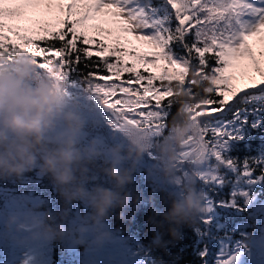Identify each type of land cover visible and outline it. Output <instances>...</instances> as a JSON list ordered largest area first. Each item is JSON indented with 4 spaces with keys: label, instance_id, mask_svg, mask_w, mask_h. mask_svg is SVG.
<instances>
[{
    "label": "snow or ice",
    "instance_id": "6c2138e0",
    "mask_svg": "<svg viewBox=\"0 0 264 264\" xmlns=\"http://www.w3.org/2000/svg\"><path fill=\"white\" fill-rule=\"evenodd\" d=\"M52 13L55 25L39 20ZM129 36L147 43L151 53L126 47ZM253 37L258 53L249 43ZM258 56L264 58V0H0V69L23 64L38 77L86 93L115 132L144 129L158 140L170 127L173 106L189 114L195 134L181 147L176 181L167 188L195 180L203 193L193 226L201 264H209L212 241L218 245L212 264H236L241 252L218 210L252 215L264 194V68ZM245 60L259 79L237 89L234 73L248 67ZM158 62H164L158 73L147 67ZM180 90L192 103L177 99ZM254 132L261 140L256 154L233 155L240 144L251 150ZM149 157L158 159L155 152ZM225 188L226 197L220 195ZM144 255L155 264L149 250Z\"/></svg>",
    "mask_w": 264,
    "mask_h": 264
},
{
    "label": "trees",
    "instance_id": "16d2710c",
    "mask_svg": "<svg viewBox=\"0 0 264 264\" xmlns=\"http://www.w3.org/2000/svg\"><path fill=\"white\" fill-rule=\"evenodd\" d=\"M154 2L159 3L160 0H154ZM56 18L57 14L52 13L47 16H40L39 20L55 25ZM103 26L113 28L115 31L114 25L104 24ZM88 31L90 35L97 34L92 29H88ZM128 38L132 43L126 44V47H135L139 53H151V47L136 42L131 36ZM111 42V37H109V43ZM258 49L259 46L257 51ZM126 59L128 58L126 57ZM260 59L261 67L264 68V58ZM159 63V68L152 69L149 67L150 65L147 67L158 73L163 70L164 62ZM106 74L102 73V75ZM124 78H127L126 75ZM0 79H10L29 89L54 87L57 93L54 115H63V118L65 116L66 119H69L67 124L79 125L76 135V147L80 149L84 156L83 163L86 166V171L83 174L77 171V175H83L81 182L86 190L91 192L98 185L113 187L111 178L106 175L103 169L114 161H118L117 166L131 169L133 177L132 182L124 186V190L131 191L134 197H139L137 203L130 201L123 209H110L108 216L99 225H93L90 220H87L92 208L81 199L72 200L66 205L59 188L53 184L50 175H45L34 169L26 172L19 179L14 176L0 178V264H3L4 258L8 255V249L16 248L19 242L17 237L21 234L15 227L16 224L13 223L11 226H7L10 215L19 217V212L15 213L16 208L14 207L15 204L19 203H25L27 213L35 212L39 217H43L46 211H50L55 215L67 207V218L62 222L66 227L72 229V232L63 238L38 237L33 239L29 238V233L33 229L27 226V229L24 230L26 242L29 243L25 252V262L27 264H99L89 254L90 248L98 245L100 239L98 240L97 237L100 235H97V233L100 232L120 235L128 245L135 264H148V259L144 255L145 250L150 251L155 264H160L161 261L163 264H201L197 251L202 245L195 242L196 237L193 232V226L196 222L190 225H181L179 237L173 238L168 231L169 221L165 220L160 214L168 211L172 198H182L183 191L182 189L168 190L167 186L175 182L169 183L162 175L159 146L170 138V133L179 132V125L185 120L187 112H177L178 106H173L171 109L173 118H169L170 127L168 131L163 138L155 140L144 129L134 128L135 131L133 129L122 132L113 131L104 120L103 107L97 102L87 99L86 93L82 94L74 90H68L62 83L46 76L38 77L23 64H14L8 68L0 69ZM234 87L240 88L237 84ZM195 90L199 91V89ZM177 99L181 102L192 103L183 90L179 91ZM65 118L62 122L66 121ZM52 119L53 123L56 122L54 116ZM59 120L61 119L59 118ZM65 132L51 128L47 133L50 145L54 144ZM100 139L104 142H97ZM134 142L147 145L145 151L139 156H136L134 152L129 153V146L133 145ZM249 142L252 145L251 150L245 149L244 145L240 144L233 155L239 156L241 160L244 156L255 155L257 147L261 143L260 134L254 132L253 138ZM150 152H155L158 159L152 161L149 157ZM154 178L160 180V186L157 185ZM228 191L229 189L225 188L220 195L226 197ZM257 191H260V189L257 188ZM121 211L124 213L123 219L117 216V213ZM218 211L221 215V222L227 229L231 230V241L234 249L240 250L241 253L244 252L241 254V258L245 259L242 264H258V262L248 259V254L245 253L244 248L248 250L252 247L254 249L253 240L259 236L264 238V194L258 197L255 210L250 209V212H253L252 215L237 213L232 209ZM236 221L247 224L248 233L246 235L239 227L233 226ZM53 222H61L59 215L55 216ZM82 225L83 230H80ZM156 236H162L166 244L162 247L154 245L153 240ZM263 246L264 241L261 244V247ZM209 247L212 252L208 259L209 264H212L218 245L215 241H212ZM262 261H264V255Z\"/></svg>",
    "mask_w": 264,
    "mask_h": 264
},
{
    "label": "clouds",
    "instance_id": "9594fccd",
    "mask_svg": "<svg viewBox=\"0 0 264 264\" xmlns=\"http://www.w3.org/2000/svg\"><path fill=\"white\" fill-rule=\"evenodd\" d=\"M56 101L57 93L52 86L29 89L10 79H0V178L14 176L19 179L34 169L50 175L66 205L75 199L84 200L92 208L87 220L93 225H99L108 216L110 209H123L130 201L138 202L139 197L124 190V186L133 180L131 169L118 167V161H114L103 169L111 178L113 187L98 185L91 192L86 190L81 182L83 175H77V171L81 174L86 171L84 156L76 147L79 125L70 123L66 132L54 144L49 143L47 133L53 127ZM179 127V132L170 133V138L159 146L161 172L169 183L175 182V162L181 147L188 136L195 134L189 114H186ZM146 147V144L134 142L129 146V153L134 152L139 156ZM182 191V198H172L168 211L160 213L169 221L168 231L173 238L179 237L181 225L196 222L202 208L203 193L198 190L195 180L186 182ZM67 214L68 209L65 207L55 215L46 211L43 217H25L22 221L16 215H10L7 226L15 223L17 230L31 227L33 231L29 233V238L33 239L63 238L72 232L62 222ZM56 215H59L61 222H53ZM117 216L123 219L124 213L121 211ZM80 230H83V225ZM104 235L107 233H100V236ZM153 244L162 247L166 241L162 236H156Z\"/></svg>",
    "mask_w": 264,
    "mask_h": 264
},
{
    "label": "rangeland",
    "instance_id": "374dc122",
    "mask_svg": "<svg viewBox=\"0 0 264 264\" xmlns=\"http://www.w3.org/2000/svg\"><path fill=\"white\" fill-rule=\"evenodd\" d=\"M134 38V37H133ZM145 46H149L147 43L141 42ZM249 43L253 46L254 50L257 51V48L259 46L258 39L256 37L250 38ZM150 47V46H149ZM258 53V51H257ZM259 57V56H258ZM243 65H247L244 70H237L234 73V79H233V86L237 84L241 89L245 87L248 83L252 81V79H259V75L255 73L253 67L251 66V62L249 60H245L242 62ZM160 63L158 62L156 67H152L151 65L149 66L150 68H159ZM54 120L57 122L53 123V129L56 130H61V131H66L68 129L69 123L67 124V121L69 119H66L65 116V122L62 120L63 115H54ZM59 118L61 119L59 122ZM176 181V179H175ZM25 203L22 204H15L14 207L16 208L15 213L19 212V217L20 221L24 220L25 217H31V216H37V213L31 212L27 213L25 211L26 207L24 205ZM234 227H239V229L246 235L248 233L247 230V224L245 222H240L236 221L233 224ZM16 227V226H15ZM25 229H27V226L24 228H20L18 231L20 232L21 235L17 237V240H19L16 248H9L8 249V255L5 257L6 259L3 261V264H27L25 262V252L26 249L29 245V243L26 242V233ZM100 233H107V232H100ZM100 233H97V235H100ZM17 236V234H16ZM100 239V240H99ZM99 243L96 247H91V251L89 256L92 258H95L99 264H135L134 258L132 254L129 252L128 245L126 242L122 239L120 235H115V234H109L104 236H100L99 238ZM264 238L262 236L256 237L255 240H253L252 245H254V249L252 247L244 248L245 253L248 254V259L249 260H254L255 262H258V264H262L264 261H262V256L264 255V246L261 247V244L263 243ZM244 246V245H243ZM71 248V247H70ZM15 249V250H12ZM69 249V248H68ZM10 252V254H9ZM242 252L241 254H243ZM70 257V255H69ZM244 258H241V255L239 256L236 264H242ZM247 260V258H246Z\"/></svg>",
    "mask_w": 264,
    "mask_h": 264
}]
</instances>
